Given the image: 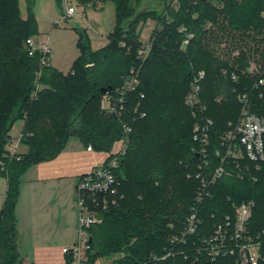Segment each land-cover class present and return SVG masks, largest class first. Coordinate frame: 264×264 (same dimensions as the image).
Wrapping results in <instances>:
<instances>
[{
	"label": "trees",
	"instance_id": "trees-1",
	"mask_svg": "<svg viewBox=\"0 0 264 264\" xmlns=\"http://www.w3.org/2000/svg\"><path fill=\"white\" fill-rule=\"evenodd\" d=\"M37 1L25 0L27 17L23 18L20 0H0V161L6 162L5 171L0 168V176L5 175L8 182L0 215L2 259L9 264H26L19 252L21 241L15 215L21 176L26 170L35 163L54 159L72 136L98 152L112 153L114 145L124 138L123 122H128L132 132L121 155L122 172L118 166L123 198L118 207L102 211V222L91 229L89 264L98 257L117 253L124 256L111 264H152L151 256L167 255L172 247L169 238L182 232V223L191 212L200 184L196 175L201 158L193 140L197 118L186 104L194 74L206 72L201 99L206 117L214 122L210 158L216 166L219 158L214 152L220 137L240 113L237 93L250 92L253 111L264 116V85L253 89L257 75L246 72L251 61H257V53L264 60V47L256 43L239 48V55L232 62L215 56L209 49L205 29L207 22H217L218 6L212 0H201L199 10L195 8L199 12L197 19L191 18L196 10L188 9V0H178L175 7L167 3L163 6L160 0L154 6L152 0H76L93 6L113 2L117 26L108 45L97 51L93 50L87 31L78 29L80 55L73 69L65 74L51 64L41 66L40 55L28 54L26 40L38 33L34 12ZM223 11L236 30L264 26V0H226ZM150 16L158 18L161 29L154 33L148 56L141 59L138 51L142 31L138 27L140 23L145 25ZM188 33L194 37L183 52L180 44ZM134 68L138 70L140 85L128 96L124 118L107 114L101 106L104 94L100 88L113 86L115 92ZM260 68H264V62ZM224 70L236 71L239 80L234 82ZM40 85L42 88H38ZM13 116L16 118L12 126L18 119L25 122L21 142L28 151L9 159L4 153L12 128L7 130V125ZM111 157L113 154L107 161ZM170 183L186 204L180 210L174 208L178 200L168 195L166 188ZM248 201L255 204L250 222L255 234L264 229V162L259 170L250 166L241 177L220 179L212 196L200 207L203 224L198 233L188 244L179 246L176 254L155 264H239L230 256L216 261L205 254L197 256L193 242L209 236L214 224L225 215L233 216L234 205ZM171 206L174 229L168 226L170 218H166ZM177 217L182 219L179 223ZM66 257V264H72V256Z\"/></svg>",
	"mask_w": 264,
	"mask_h": 264
},
{
	"label": "built area",
	"instance_id": "built-area-1",
	"mask_svg": "<svg viewBox=\"0 0 264 264\" xmlns=\"http://www.w3.org/2000/svg\"><path fill=\"white\" fill-rule=\"evenodd\" d=\"M76 13L77 8L69 6L64 17L71 18ZM181 30L185 31V28L182 27ZM193 37V33H188L186 39L190 41ZM152 45V39L141 44L138 51L141 59L148 56ZM26 46L30 56L40 55L41 66L50 65L48 40L43 38L37 40V36H31L27 38ZM246 72L251 76L257 75L253 89L264 85V68L253 66ZM223 73L230 74L234 82L240 78L236 71L224 70ZM205 76L204 70L194 74L191 90L186 97V104L191 108L193 116L197 118L193 129V140L198 146L197 153L201 158L196 175L200 179V184L196 189L194 203L182 232L171 238L172 247L167 255L161 258L154 254L151 256L152 264L176 254L179 246L188 244L192 236L198 233L203 224L200 218V207L208 197L212 196V189L220 179L226 176L241 177L249 172L250 166L259 170L264 162V116L253 111L251 93L247 91L237 93L241 106L240 113L221 135L219 147L214 152L219 162L216 166L212 165L210 133L214 122L206 117V107L201 99V83ZM139 85L138 70L134 68L120 88L104 95L101 102L102 109L109 115L124 118L128 96L137 91ZM141 97L144 98V94H141ZM144 116L145 113L142 112L141 117ZM123 128L124 138L121 141L125 145L128 142V135L132 132V126L128 122H123ZM18 144L19 142L14 143V141L10 144L13 152L8 156L9 159L19 156L16 154ZM88 150L92 151V146H88ZM124 152L125 149H122V153ZM119 162L120 159L117 157L107 161L82 175L78 181V239L75 244L64 247L62 250L65 255L72 256V264H89V254L92 250L91 229L102 222L100 216L102 211L118 207L123 198L120 194L122 180L118 172ZM5 167L6 162L0 161L2 171H5ZM254 205L253 201L234 205L233 216L225 215L214 224L209 236L199 239L197 243L193 242L197 256L205 254L211 261L230 256L235 257L239 264H264V229L255 234L250 229ZM0 264H9L2 259L1 254Z\"/></svg>",
	"mask_w": 264,
	"mask_h": 264
},
{
	"label": "rangeland",
	"instance_id": "rangeland-1",
	"mask_svg": "<svg viewBox=\"0 0 264 264\" xmlns=\"http://www.w3.org/2000/svg\"><path fill=\"white\" fill-rule=\"evenodd\" d=\"M160 1L163 3V6H165V3H167V5L175 7L179 3L178 0H160ZM160 1L152 0L151 4L152 6L158 5ZM212 1L215 2L216 6H218V10L216 12L217 22L214 24H212V22H207L205 29L208 32L207 38L209 39V44H208L209 49L215 56L220 57V59L222 60L232 62L239 55V48H243L244 46L246 47L252 46L253 44L256 43H261L262 47H264V26H261L257 29L251 28L246 31L236 30L234 29V27H232V25H230L229 19L227 18L225 12L223 11L225 8L226 0H212ZM200 3L201 0H188V2H186L185 5L186 6L189 5L188 9H190V7H193L194 9L195 8L198 9ZM69 6H75L77 8V13L71 18L65 19L64 16L66 15ZM20 8H21V16L23 18H26L27 9H26L25 0H20ZM198 10L196 11L193 10V12L190 14L192 19H197L199 17V12H197ZM34 12L38 25V33L36 35L37 40H41L42 38L48 40V46L50 49V54H49L50 64L52 65L53 68L65 74L69 73L73 69L74 62L80 55V49L78 46V38H79L78 29H84L87 31L92 48L94 51H97L108 45L110 41V35L116 30V26H117L115 5L111 1H108L103 5L100 3L97 6H93L92 4H87V5L80 4L76 0H69V1L68 0H38ZM262 14L264 15V11H262ZM158 21L159 20L156 16H150L145 25H143L142 23L139 24L138 27L139 31H142L140 34L141 43H144L148 39L149 40L154 39L153 36L155 35L154 34L155 31L161 29V25ZM36 36L34 35L33 37ZM215 38H217V41H214ZM189 44L190 41H188L187 39L182 40L180 44V50L186 52ZM256 59L257 61H251L252 65H250V67L254 66L260 68V65H262L264 60L262 61V58L259 56V53H257ZM40 87L42 88V85H40L38 88ZM218 97L222 98L224 97V95L223 96L220 95ZM24 125H25L24 120L18 119L12 126L11 130L8 132V141L5 145L4 157L7 158L10 155V153L13 152V147L10 145L12 141H14V143L16 142L20 143L18 146L19 148L17 149L18 154L22 155L27 153L24 152L23 150H26L28 146L25 143L21 142ZM126 145L127 143L124 145L122 141L117 142L113 148L114 150L113 157H111L108 161L115 159L116 157L118 159H122L121 156L123 155L122 149H125ZM187 162L189 161L187 160ZM166 189H168L169 191L168 195H170L172 199L178 200L174 205L175 209L180 210L183 206L186 205L183 204L184 199L178 198L177 192L173 189V183H170V185H168V188ZM7 191H8L7 177L5 175H1L0 176V215L6 201ZM77 201H78V193H77ZM174 208L172 206L169 207V212L166 215V218H170L168 226L171 229H174L176 225L171 221V219H175L174 217L175 215L173 213ZM181 220L182 219H179L177 217L176 222L179 223ZM185 222L186 221L182 223L183 228ZM173 236L174 234L169 238V240ZM77 239H78V219H77ZM19 252L22 258L27 257L29 261L32 260L33 257H31L30 255L31 247L27 249L25 246H23L21 242ZM123 256H124L123 253H117L115 255L112 256L110 255L105 257L101 256L97 258L94 264H111L117 259L122 258Z\"/></svg>",
	"mask_w": 264,
	"mask_h": 264
},
{
	"label": "crops",
	"instance_id": "crops-1",
	"mask_svg": "<svg viewBox=\"0 0 264 264\" xmlns=\"http://www.w3.org/2000/svg\"><path fill=\"white\" fill-rule=\"evenodd\" d=\"M113 152L89 151L72 136L54 159L35 163L26 170L15 210L19 238L23 246L31 247L33 258L29 261L26 257V264L67 263L62 250L77 240L78 181L104 164Z\"/></svg>",
	"mask_w": 264,
	"mask_h": 264
},
{
	"label": "water",
	"instance_id": "water-1",
	"mask_svg": "<svg viewBox=\"0 0 264 264\" xmlns=\"http://www.w3.org/2000/svg\"><path fill=\"white\" fill-rule=\"evenodd\" d=\"M112 90H113V86H105V87H101L100 88V92L103 93V94L109 93ZM15 116H13L12 119L8 122L7 130L11 128L12 123L14 121V118H16ZM119 169H120L121 172L123 171V162L122 161L119 162Z\"/></svg>",
	"mask_w": 264,
	"mask_h": 264
}]
</instances>
